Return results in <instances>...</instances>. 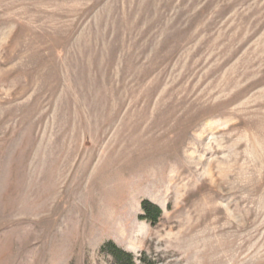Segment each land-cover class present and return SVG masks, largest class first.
<instances>
[{"label": "rangeland", "instance_id": "374dc122", "mask_svg": "<svg viewBox=\"0 0 264 264\" xmlns=\"http://www.w3.org/2000/svg\"><path fill=\"white\" fill-rule=\"evenodd\" d=\"M112 248L264 264V0H0V264Z\"/></svg>", "mask_w": 264, "mask_h": 264}, {"label": "trees", "instance_id": "16d2710c", "mask_svg": "<svg viewBox=\"0 0 264 264\" xmlns=\"http://www.w3.org/2000/svg\"><path fill=\"white\" fill-rule=\"evenodd\" d=\"M146 210V218L149 219L150 221L154 222L156 221L158 215H159V210L157 208L153 207L152 212H149L147 210V208H145ZM113 250L110 252L113 255V258L116 260V262L118 263V261L122 258V260L125 261L126 264H132L131 262V257L129 254L124 253L122 250H118L116 248H112Z\"/></svg>", "mask_w": 264, "mask_h": 264}, {"label": "clouds", "instance_id": "9594fccd", "mask_svg": "<svg viewBox=\"0 0 264 264\" xmlns=\"http://www.w3.org/2000/svg\"><path fill=\"white\" fill-rule=\"evenodd\" d=\"M153 231H155V229L153 228Z\"/></svg>", "mask_w": 264, "mask_h": 264}]
</instances>
